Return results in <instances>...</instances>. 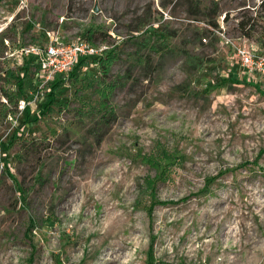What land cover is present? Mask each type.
Instances as JSON below:
<instances>
[{"label":"rangeland","instance_id":"1","mask_svg":"<svg viewBox=\"0 0 264 264\" xmlns=\"http://www.w3.org/2000/svg\"><path fill=\"white\" fill-rule=\"evenodd\" d=\"M262 1L0 0V264H264ZM56 38L117 48L114 116L92 60L40 75Z\"/></svg>","mask_w":264,"mask_h":264},{"label":"built area","instance_id":"2","mask_svg":"<svg viewBox=\"0 0 264 264\" xmlns=\"http://www.w3.org/2000/svg\"><path fill=\"white\" fill-rule=\"evenodd\" d=\"M108 50L109 47L105 45L96 47L83 40L64 45L56 38L44 49L31 48L26 52L38 57L40 75L49 82L58 77H67L80 60L101 58ZM234 55L248 76L264 77V57L244 45H235Z\"/></svg>","mask_w":264,"mask_h":264},{"label":"trees","instance_id":"3","mask_svg":"<svg viewBox=\"0 0 264 264\" xmlns=\"http://www.w3.org/2000/svg\"><path fill=\"white\" fill-rule=\"evenodd\" d=\"M259 7L261 8V10H264V1L261 2ZM213 26L216 27L215 24ZM247 26H248V23H245V22L239 23V28L241 29L242 32H244L243 34L247 37H250L251 36L250 33L244 30ZM93 36L94 34H92L91 36H88L87 39L89 41H93ZM148 49L153 53H160L161 51H165L170 54L174 53V50L169 51L168 46H162V45H152L148 47ZM180 53L184 55L187 61L191 60V63L195 61L197 64H193V65L195 67L197 66V69H199L202 65L207 64L205 61H203V58L194 57L193 55L189 54L186 51H180ZM117 59H118L117 48L107 51L103 58L101 57L98 59H82L80 60L78 65L72 70V72L67 76L70 79L77 81L79 77V70L81 69L82 65H84L85 61L87 60L93 61L94 66L99 68L100 73L102 74V77H101L102 80L99 82V85L97 88L98 95H99V104H98L99 106L98 107L105 110V112L107 111V117L110 114H112V110L108 107H109L110 98L116 87L114 83L107 82L105 78L110 74L111 68ZM35 88H36V85L33 82V77H29V74L26 73L24 77L22 78L21 83H19L18 87L16 88V90L10 91L9 89L7 91H4L3 95L9 105H14L15 103L22 101L25 94L27 92L35 90ZM5 107L8 110L7 106ZM110 116L112 117L114 115H110ZM25 144L27 143H24V145Z\"/></svg>","mask_w":264,"mask_h":264}]
</instances>
